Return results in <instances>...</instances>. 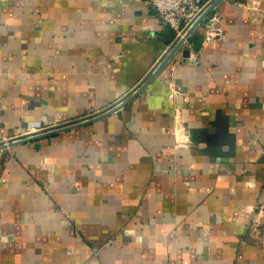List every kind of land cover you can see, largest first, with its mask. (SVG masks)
Listing matches in <instances>:
<instances>
[{"label":"crops","instance_id":"obj_1","mask_svg":"<svg viewBox=\"0 0 264 264\" xmlns=\"http://www.w3.org/2000/svg\"><path fill=\"white\" fill-rule=\"evenodd\" d=\"M215 10L122 106L0 147V264H264V0ZM172 36L148 0H0V141L106 107Z\"/></svg>","mask_w":264,"mask_h":264},{"label":"built area","instance_id":"obj_2","mask_svg":"<svg viewBox=\"0 0 264 264\" xmlns=\"http://www.w3.org/2000/svg\"><path fill=\"white\" fill-rule=\"evenodd\" d=\"M149 3L157 10L161 20L171 27L174 35L178 36L176 43L180 42L178 49L187 44V30L192 26L194 21L202 14L204 9L209 6L213 0H148ZM214 5L202 20L207 21L203 42H209L223 37L222 29L217 24L219 14ZM202 22V21H201ZM200 22V23H201ZM198 23V25L200 24ZM176 50V51H177ZM42 125L32 131L46 127Z\"/></svg>","mask_w":264,"mask_h":264},{"label":"water","instance_id":"obj_3","mask_svg":"<svg viewBox=\"0 0 264 264\" xmlns=\"http://www.w3.org/2000/svg\"><path fill=\"white\" fill-rule=\"evenodd\" d=\"M219 1L220 0H213V2L204 9L202 14L194 21L192 26L187 30L186 35L190 34V32L198 25V23H200L202 21L203 17L210 11V9L214 5H216ZM172 35L173 36H172L171 41L168 42L167 48L160 55L156 64L150 69V71L134 87H132L122 97L118 98L117 100L113 101L112 103H110L106 107H104L98 111H95L93 113H89V114L83 115L81 117L71 119L69 121H65V122H61V123H55L53 125H48L46 127L40 128V129L35 130V131H30L27 133H23V134H19V135L13 136V137H9L8 139L1 140L0 141V147L6 146L7 144H12V143L19 141V140H28V139H31L33 137H37V136H41V135H45V134H50V133L56 132V131L61 130V129H65V128L75 126L79 123L91 120L93 118H96V117H99L102 115H105L106 113H109L112 110L122 106L124 103L127 102L128 98L130 97V94L134 90H136L137 88L141 87L145 82H147V80H149L151 75H154L158 71V69L177 50L180 42L176 43L178 36L174 35V31H172ZM189 51H190L189 48H184L183 49V55L187 57L189 55Z\"/></svg>","mask_w":264,"mask_h":264}]
</instances>
